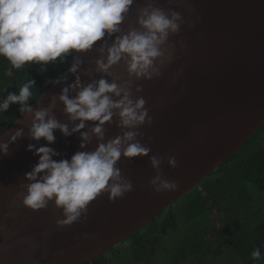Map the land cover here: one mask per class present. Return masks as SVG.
Masks as SVG:
<instances>
[{"label":"water","instance_id":"obj_1","mask_svg":"<svg viewBox=\"0 0 264 264\" xmlns=\"http://www.w3.org/2000/svg\"><path fill=\"white\" fill-rule=\"evenodd\" d=\"M149 5L166 13L179 12L183 19L179 33L170 34L161 46L165 53L164 63L157 62L161 75L150 80L130 77L123 60L108 73L97 71L96 60L106 55L100 46L106 49L116 35L127 33L140 9ZM120 28L122 33L111 37L106 33L90 50L77 53L59 82L31 109H49V116L71 132L79 120L69 119L58 97L77 76L82 85L104 78L130 87L131 98L143 97L152 117L151 125L137 129L141 134L137 140L151 149L150 156L163 159L162 178L176 180L178 190L154 193L148 182L156 170L149 157H121L116 166L131 180L133 191L113 202L102 194L89 204L84 222L58 227L56 221L63 216L51 201L38 211L21 204L30 183L25 174L38 161L27 146L46 145L60 154L52 159H70L75 152L95 150L99 142L128 129L119 127L114 115L103 126V141L91 133L96 122L86 121L80 132L68 136L54 130L55 140L48 144L43 138H30L33 113H24L0 136V142H8L15 130H23L21 137L9 143L8 155L0 154V264L92 263L198 187L264 124V0H133ZM138 30L143 29L138 25ZM76 60L80 67L70 73ZM81 132L92 136L84 149L79 147ZM173 155L178 163L170 168L167 157Z\"/></svg>","mask_w":264,"mask_h":264},{"label":"clouds","instance_id":"obj_2","mask_svg":"<svg viewBox=\"0 0 264 264\" xmlns=\"http://www.w3.org/2000/svg\"><path fill=\"white\" fill-rule=\"evenodd\" d=\"M132 4L133 0H0V57L10 65L4 75L12 77V69H21L27 63L46 65L69 52L90 50L106 33L109 37L122 33L120 25ZM182 22L179 12L166 13L151 5L141 8L137 24L143 30L133 28L116 35L106 49L102 44L99 51L102 54L106 51V55L96 60V70L108 73L113 65L123 60L130 77L150 80L153 76H160L157 62L163 64L162 57L165 55L161 46L168 41L170 34L179 33ZM168 60L171 61V54ZM80 63L76 60L68 71L75 73ZM50 82L58 83L59 80ZM33 84L34 81L29 79L19 88L18 94L9 93L0 102V112L6 111L10 104L18 103L21 113H33L29 130L33 140L43 138L51 144L55 140L54 130L59 129L68 136L80 132L86 121H93L96 123L91 133L98 141H103V126L114 115L119 118V127L128 130L107 142H99L95 150L77 151L70 159L58 161L52 157L60 154L51 147L29 144L26 150L38 156V161L25 174V179L30 183L26 186V194H22L23 207L38 211L46 209L51 201L63 216V219L56 221L58 227L84 222L89 204L98 196L107 194L108 201L113 202L133 191L131 180L122 175L121 169L116 166L121 157H149L150 166L156 170V175L148 182L154 193L178 190L176 180L162 178L160 165L163 159L150 156L151 149L137 140V136L141 135L137 129L145 123L151 125L152 117L143 97L131 98L130 87L104 78L82 85L77 76L74 83L63 88L58 97L69 119L79 120L70 132L66 124L49 116V109L33 112L26 104L32 96ZM136 90L139 92L142 89L138 87ZM73 91H76V95L70 97L69 93ZM113 97L118 99L114 100ZM22 135L23 130L17 129L8 142H0V154L8 155L9 143ZM91 138L89 132H81L79 147L84 149ZM177 163L174 155L167 157L170 168H175ZM84 237L90 238L87 233ZM251 257L259 260L260 249H254Z\"/></svg>","mask_w":264,"mask_h":264},{"label":"trees","instance_id":"obj_3","mask_svg":"<svg viewBox=\"0 0 264 264\" xmlns=\"http://www.w3.org/2000/svg\"><path fill=\"white\" fill-rule=\"evenodd\" d=\"M76 55L69 52L46 65L27 63L21 69H12V77L4 75L10 65L0 57V102L9 93L18 94L19 88L31 79L32 96L26 101L31 107ZM20 107L18 103L10 104L0 112V136L24 114ZM253 193L264 195V124L216 172L175 203L184 199L179 219L171 206L120 247L88 264H185L196 258L203 264L208 258L220 257L222 248L237 259V264H264V215ZM210 210L221 214L222 227L212 226ZM170 235L176 236L171 246L167 244ZM256 248L261 251L259 260L251 257Z\"/></svg>","mask_w":264,"mask_h":264},{"label":"rangeland","instance_id":"obj_4","mask_svg":"<svg viewBox=\"0 0 264 264\" xmlns=\"http://www.w3.org/2000/svg\"><path fill=\"white\" fill-rule=\"evenodd\" d=\"M255 201L258 205V208L260 209V211L263 213L264 215V195L263 196H259L256 193H253ZM182 199L181 201H179L178 204H174L173 207V211H175V214L177 215V218H180V206L183 203ZM185 202V201H184ZM210 218L213 220L212 226H214L215 228H220L222 227V216L221 214H219L216 210H210ZM178 235V234H177ZM176 240V236L175 235H170L168 237L167 240V244L169 246L173 245L174 242ZM222 252L223 254L216 258H208L207 260H205V262L203 264H237V259L233 256H231V254L227 251L226 248H222ZM200 261V259L196 258V260H191L190 262H186L185 264H199L198 262ZM135 264H144L143 261L135 263Z\"/></svg>","mask_w":264,"mask_h":264},{"label":"bare ground","instance_id":"obj_5","mask_svg":"<svg viewBox=\"0 0 264 264\" xmlns=\"http://www.w3.org/2000/svg\"><path fill=\"white\" fill-rule=\"evenodd\" d=\"M133 28H135V29L138 30L137 16H135V20H132V27H131V29H133Z\"/></svg>","mask_w":264,"mask_h":264}]
</instances>
